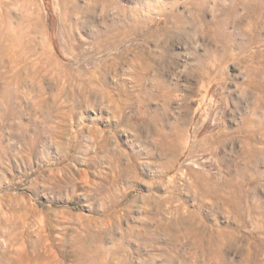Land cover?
I'll list each match as a JSON object with an SVG mask.
<instances>
[{
    "label": "rangeland",
    "instance_id": "1",
    "mask_svg": "<svg viewBox=\"0 0 264 264\" xmlns=\"http://www.w3.org/2000/svg\"><path fill=\"white\" fill-rule=\"evenodd\" d=\"M0 49V264H264V0H0Z\"/></svg>",
    "mask_w": 264,
    "mask_h": 264
},
{
    "label": "bare ground",
    "instance_id": "2",
    "mask_svg": "<svg viewBox=\"0 0 264 264\" xmlns=\"http://www.w3.org/2000/svg\"><path fill=\"white\" fill-rule=\"evenodd\" d=\"M174 5L175 4H172L170 9H167V8H164V7H159L158 10H156V8H155L153 3H148L143 8L141 7V5H137L135 8H133V10H131L132 14L129 15V17H127L128 20L126 21V25L125 26H127L128 30H131V31L135 32L138 28H141L143 24L149 23V21L151 20V17H149V15L154 14L156 12L169 13V15L172 16V18H173V22H171V24H170L171 26L167 27V29H166L167 32L166 33H167V35L171 34V30L178 31V33H179L180 32V28H181L180 22L185 17L183 18V16L180 13H174L175 11L172 10ZM143 9L146 11V14H148L147 16L142 13ZM184 20H186V19H184ZM182 27H183V30L185 31L184 26H182ZM109 32L112 33V34L115 33V34L118 35V34L122 33L123 31L119 30L118 23H116V22L113 23L112 22V25L109 26ZM157 58H158L157 59L158 61H160V62L163 61L164 54L159 55ZM11 63H12V61H11ZM148 66L149 65L147 63H145V64H143L142 68L144 70H148ZM217 69H218L217 65L214 62H208V63L205 64V66L201 69L200 72L196 73V84H197V86H198L197 88L199 90L203 87L205 81L209 80L210 77L212 76V74L217 71ZM136 72H137V74H135V75H136L138 81H140L142 79L141 78V73L139 71H137V70H136ZM194 78H195V76H194ZM14 81H15L16 84L20 83L21 82L20 81V77L17 76V75H14V76L11 77L10 80H6V82H5L6 86H5L4 90L1 93V98L3 100H7L11 96L10 92H9L10 91L9 89H10V87L12 85H14V84H12ZM139 83L141 84V82H139ZM248 122L249 121H247V123ZM248 133H250V132H248ZM166 148H168V150H172L173 144L172 143H170V144L168 143V146ZM245 199H247V195H245V196L243 195L242 196V200H245ZM242 200L240 202H242ZM250 210L252 211L253 209H250ZM223 235H225V234H223ZM235 239H236L235 236L231 232H229V233H227L225 235L223 240H227V241L232 242V241H235ZM7 264H15V263L9 261Z\"/></svg>",
    "mask_w": 264,
    "mask_h": 264
},
{
    "label": "trees",
    "instance_id": "3",
    "mask_svg": "<svg viewBox=\"0 0 264 264\" xmlns=\"http://www.w3.org/2000/svg\"><path fill=\"white\" fill-rule=\"evenodd\" d=\"M50 32H52L51 29H50Z\"/></svg>",
    "mask_w": 264,
    "mask_h": 264
}]
</instances>
